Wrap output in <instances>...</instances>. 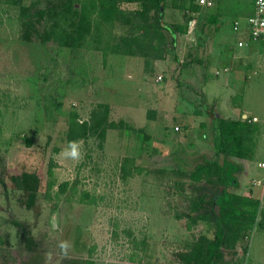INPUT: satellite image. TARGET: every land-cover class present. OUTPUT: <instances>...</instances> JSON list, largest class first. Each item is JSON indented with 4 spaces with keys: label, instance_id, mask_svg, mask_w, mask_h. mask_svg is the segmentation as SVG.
<instances>
[{
    "label": "rangeland",
    "instance_id": "rangeland-1",
    "mask_svg": "<svg viewBox=\"0 0 264 264\" xmlns=\"http://www.w3.org/2000/svg\"><path fill=\"white\" fill-rule=\"evenodd\" d=\"M18 1L0 0V179L6 186L0 184V264H70L86 259L92 264H177L176 251L201 233H213L202 224L188 231L185 219H177L193 192L189 172L215 158L222 164L233 161L215 157L207 107L225 118L243 104L264 118L263 67L253 76L259 79L257 87L251 85L248 91L244 81L232 97L230 90L217 85L229 73L213 76L224 68L214 53H225L226 58L249 50L236 47L232 22L253 13V0H212L213 6L193 13L189 2L182 10L179 0H166L165 23L184 25L188 19L197 23L193 32L179 35L176 45H169L166 59L154 62L150 70L138 57L109 54L103 60L100 52L86 47L75 50L54 40L23 41ZM21 1L29 5L35 0ZM71 1L75 11L90 4ZM120 2L126 11L140 9L137 3ZM45 6L44 0L38 1L39 9ZM216 7L222 13L218 31L206 22ZM52 22L51 15L46 16L38 28ZM108 31L101 26L104 38ZM111 31L114 42L130 35L129 27L118 24ZM81 33L86 45L94 44V30ZM258 46L263 53L264 42ZM248 72L243 69V80ZM73 114L86 130L84 136L69 140ZM71 142L79 146L78 159L63 154L71 151ZM124 158L147 172L124 180ZM257 158L264 160L261 150ZM246 165L238 163L236 175L231 169L230 182L241 176L247 184H261L255 195L257 211L262 212L264 178L255 182L246 177L242 173ZM22 173L39 179L30 207L28 194L15 190L11 182L12 176ZM51 180L54 185L47 189ZM215 186H208L212 195L221 185ZM240 188L229 186L228 191L245 192ZM82 192L94 197L95 204L80 203ZM259 230L255 225L242 239L241 256L229 260L235 264L241 259L252 236L247 264H260L253 259L259 249L256 240L262 238ZM24 236H30L32 250Z\"/></svg>",
    "mask_w": 264,
    "mask_h": 264
},
{
    "label": "trees",
    "instance_id": "trees-1",
    "mask_svg": "<svg viewBox=\"0 0 264 264\" xmlns=\"http://www.w3.org/2000/svg\"><path fill=\"white\" fill-rule=\"evenodd\" d=\"M20 1L18 4L23 41L28 43L34 38L46 44L54 40L58 45L69 46L75 50L86 47L100 52L103 60L109 54L138 57L143 59L147 70H150L154 62H162L166 59L169 45L172 47L176 45L177 37L188 31V23L192 20L188 19L184 25L165 23L163 18L166 0H121L124 3L139 4L140 9L135 11L122 9L119 5L120 0H90V4L87 6L84 4L79 11L74 10L71 0H44L46 6L43 9L37 7L39 0L29 5H24ZM179 2L178 7L182 10H185L186 2H189L191 9L188 10L192 13L198 12L201 7L193 6L195 0H179ZM49 15L53 22L39 29L38 26ZM217 19L216 15L210 14L206 22L215 25ZM116 24L129 27V37H121L118 42L115 38L114 42L111 39V29ZM102 25L109 28L107 38L101 34ZM92 30L96 33L93 34L94 44L86 45L85 37L81 32L90 35ZM173 59L177 61L175 56ZM206 111L212 117L215 157L223 154L240 160L250 159L255 146L256 126L247 121L217 118L209 108ZM102 124L103 121L100 125ZM202 126L204 127L203 124ZM85 130L86 126L78 124L76 115L73 114L69 120L68 139L74 140L84 136ZM48 171L51 173L50 169ZM142 171L144 170L136 166L133 159H122L121 176L124 180ZM230 176H232L231 169L225 170L217 159L209 163L197 164L189 172L188 177L193 192L189 195L186 210L179 214L177 219H185L188 231L202 224L207 229L212 228L213 233L210 236L201 233L176 251L173 255L175 263L234 264L229 258L238 254V243L255 225L264 226V213L257 211V204L254 201L228 192ZM11 182L15 190L28 194L26 204L30 207L34 203L35 193L39 187L38 177L35 174L22 173L12 176ZM0 184L6 187L1 179ZM199 184H205L206 187L199 189L197 188ZM53 185L54 181H49L47 189H51ZM212 185H216L217 189H219L217 186L221 185L218 194L209 193L208 186ZM79 202L93 205L95 198L87 192H82ZM13 225L17 226L14 222ZM24 242L26 247L32 250L33 243L30 236H24ZM141 245L144 246V243ZM70 264L92 263L86 259L71 260Z\"/></svg>",
    "mask_w": 264,
    "mask_h": 264
},
{
    "label": "crops",
    "instance_id": "crops-1",
    "mask_svg": "<svg viewBox=\"0 0 264 264\" xmlns=\"http://www.w3.org/2000/svg\"><path fill=\"white\" fill-rule=\"evenodd\" d=\"M207 1L210 2V4H211L210 6L201 5L199 3V0H197V4L200 5L201 7H204V8H209V7L213 6L214 2L212 0H207ZM210 14L216 15L218 17L217 23L215 25L211 24L214 27V29L216 31H218L220 29L219 27H221L220 24H222L221 23L222 13H221L220 9L218 7H216V9H213L212 12H210ZM249 15H251V14H247V16L244 17V20L237 18V19L233 20V22H232V32L237 37V40L235 42L236 47L238 49H241V50L246 49V48L249 50H246L243 52H239V51L233 52V53H231V55H229L226 58H225V53H221V54L219 52H218L219 54L214 53L216 60L221 61L223 63L222 66L224 68L222 69V71L216 70L214 72L213 76L218 77L221 74V72L229 73L228 77L224 78L221 81H218L217 85H220L221 87L222 86L225 87L226 89H228V91L230 90V97L237 94V92H236L237 86H241L244 81H245L244 87L247 86L248 91L250 90L251 85H252V87H254V86L257 87L259 79H255L253 76L256 74V71H259L260 68H262V67L264 68V52L262 53L261 47L258 46V44L260 42L251 41L247 35L246 19ZM195 21L196 20H191L188 23V31H191V32L194 31L196 23H197V21L196 22ZM236 21L240 23V27L238 28V30H236L234 28V22H236ZM222 32H223V30H222ZM220 38L222 39L223 37L220 35ZM222 42H225V40L221 41L220 43H222ZM239 44H241V45H239ZM252 50H255L258 52L249 54L250 53L249 51H252ZM199 63H201V62H199ZM225 63H228V64L225 65ZM219 65H221V64H216V67ZM243 69H248V71H249L248 74L245 76L244 80L242 79ZM250 69L252 70V72ZM213 76H212V78H213ZM241 100L244 101V97H241ZM211 111L214 113V115L217 118L229 119L232 121H238V120L247 121L248 123H251L252 125L256 126L257 132L254 136L255 146H254V150H253V155L250 159L240 160V159L229 157V156H223V154L219 155L218 157L222 156V157L230 158L233 160L232 164L227 163V162L222 164L221 162H219V160L217 158H215V159L218 160V162L224 167L225 170H229V169L235 170L236 172L231 171V173L233 172L235 175H236L238 169H240L238 167V163L247 162V163H249V165H246L247 170L242 172V173H244L245 176L249 175L250 177L255 179L254 180L255 182H257V180L262 181V178H264V160H258L257 152L259 150H261L262 153H264V118L261 119V118L257 117L256 115L252 114L250 111H248L246 108H244L243 104L241 106H239L238 108L231 110L230 115H232V117H225V118L220 117L219 115L215 114V111H213V110H211ZM196 113H198V111ZM213 142H214V137H213ZM213 147H214V145H213ZM214 154H215V149H214ZM255 157L257 158V161H256ZM233 162H234V164H233ZM236 162H238V163H236ZM241 178H242L241 176H239L238 178L235 176L236 181H234L232 179L229 186H231L233 188H240L241 187L240 189H244L245 192H239V193L230 192V193H233V194H236L239 196H243V197H248L252 201L257 203L256 199H257L258 195H255V194H256V192H258V194L260 193V188H258V187H260L261 184L257 185V183H255V182H254L255 185L254 184H247L246 179L244 178V181H241L240 180ZM240 184H242L243 186H240ZM261 190L264 191V188ZM263 194H264V192H263ZM263 199H264V195H263ZM262 212L264 213V211H262ZM254 231L252 232V235H253ZM258 233L262 235V238L259 236L260 239L256 240L255 245H258L259 249L255 253H253L255 256V257H253V259H254V261H257V263L264 264V226L260 227V230ZM249 240H250L249 247L247 248L245 254H242L243 256L241 257V259L239 261H237L235 264H247L248 263V261H247L248 253H250V255H251L252 236H251V238L249 237ZM240 244H242V240L237 245V253H238L237 255L241 256L240 247H239Z\"/></svg>",
    "mask_w": 264,
    "mask_h": 264
},
{
    "label": "built area",
    "instance_id": "built-area-1",
    "mask_svg": "<svg viewBox=\"0 0 264 264\" xmlns=\"http://www.w3.org/2000/svg\"><path fill=\"white\" fill-rule=\"evenodd\" d=\"M199 3L206 6L211 5L207 0H199ZM253 4L254 11L246 19L247 35L253 42H264V0H253ZM239 27L240 23L234 22V28L238 30Z\"/></svg>",
    "mask_w": 264,
    "mask_h": 264
},
{
    "label": "clouds",
    "instance_id": "clouds-1",
    "mask_svg": "<svg viewBox=\"0 0 264 264\" xmlns=\"http://www.w3.org/2000/svg\"><path fill=\"white\" fill-rule=\"evenodd\" d=\"M70 148H71V151H65L63 154L66 156V157H70L72 159H78L79 156H80V151H79V146L76 142H71L70 143Z\"/></svg>",
    "mask_w": 264,
    "mask_h": 264
}]
</instances>
